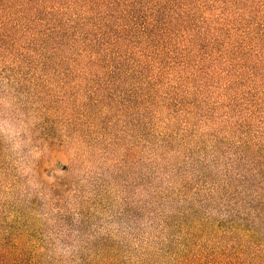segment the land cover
Here are the masks:
<instances>
[{"label":"trees","instance_id":"obj_1","mask_svg":"<svg viewBox=\"0 0 264 264\" xmlns=\"http://www.w3.org/2000/svg\"><path fill=\"white\" fill-rule=\"evenodd\" d=\"M255 64H264V0H0V77L30 87L23 77L43 76L45 105L63 123L76 117L79 141L70 139L84 152L130 158L122 127L142 129L141 192L147 207L163 201L148 210L163 240L137 264H264ZM240 84L241 96L230 93ZM211 87L216 101L203 95ZM72 141L43 149L71 153L70 168L82 151ZM18 227L1 219L0 264H51L25 249ZM118 253L100 247L76 264H127Z\"/></svg>","mask_w":264,"mask_h":264},{"label":"rangeland","instance_id":"obj_2","mask_svg":"<svg viewBox=\"0 0 264 264\" xmlns=\"http://www.w3.org/2000/svg\"><path fill=\"white\" fill-rule=\"evenodd\" d=\"M204 14L197 10V17ZM255 65L260 76L254 87L261 89L264 64ZM22 79L33 85L16 87L0 77V222L18 221L22 238H27L25 249L42 253L51 264H76L81 255H94L100 247H114L127 264L144 262L143 253L153 252L163 240L148 210L157 213L163 201L152 197V207L144 203L142 129L134 122L122 127L120 147L131 148L130 158L117 151L93 155L90 146L84 152L74 132L76 117L72 114L63 123L59 107L45 105L43 76ZM241 90L246 87L240 84L230 93L241 96ZM56 92L51 91L53 96ZM210 93L216 101L219 90L211 87L203 95ZM60 137L73 140L72 151L82 148L70 168L71 153L43 149Z\"/></svg>","mask_w":264,"mask_h":264}]
</instances>
